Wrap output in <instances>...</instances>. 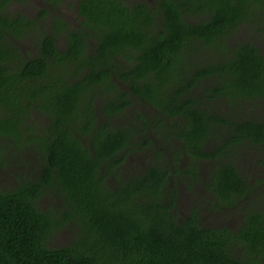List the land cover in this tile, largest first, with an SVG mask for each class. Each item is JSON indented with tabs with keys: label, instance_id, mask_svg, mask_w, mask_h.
Masks as SVG:
<instances>
[{
	"label": "trees",
	"instance_id": "16d2710c",
	"mask_svg": "<svg viewBox=\"0 0 264 264\" xmlns=\"http://www.w3.org/2000/svg\"><path fill=\"white\" fill-rule=\"evenodd\" d=\"M15 1L0 0V136L32 144L41 165L0 188V264H264V206L235 159L264 151V113L241 117L264 103V43L232 42L243 26L264 40V0H78V26L44 8L12 13ZM30 34L38 53L26 58L18 42ZM137 104L153 114L119 122ZM149 146L156 160L125 176ZM182 180L205 193L184 217ZM48 194L61 205L40 208ZM225 209L235 227L203 221ZM71 223V243L52 247Z\"/></svg>",
	"mask_w": 264,
	"mask_h": 264
},
{
	"label": "rangeland",
	"instance_id": "374dc122",
	"mask_svg": "<svg viewBox=\"0 0 264 264\" xmlns=\"http://www.w3.org/2000/svg\"><path fill=\"white\" fill-rule=\"evenodd\" d=\"M130 4H134L139 0H125ZM153 2L154 0H148ZM73 2V3H71ZM78 0H67V3L60 5L59 7H52L51 4L46 3L43 0H16L11 4L10 12H21L30 18H36L39 10L42 8L49 10V14L46 16V20H51L54 15H62L64 18L71 21L72 25L78 26L77 15L75 13L74 6ZM249 26H243L233 37L232 42L236 40H252L258 43H264V40L257 32H252ZM37 37L30 34L25 39L20 40L18 45L22 51L24 57L36 55L38 53ZM58 47L63 49L65 47V39L61 35L57 39ZM123 89L124 85H120ZM218 111H226V103L221 107L216 108ZM141 111L145 114H153L151 108L146 104H137L130 106L126 111L121 113L119 122L126 124L137 125L136 115ZM244 114L242 118L248 116H256L264 113V103L255 102L253 106L246 105L242 108ZM48 122L47 118L41 112H32V115L28 119V124H31L32 128L41 129ZM148 135L152 134V131L147 132ZM155 142L160 143L161 140L156 138ZM155 146H149L143 152L132 153L129 155L127 162L123 168V174L128 176L133 173H141L152 160H156ZM239 169L248 177L249 181L257 186L253 199L257 202L258 206H264V196H259L264 192V183H260L261 178H264V151L257 150L254 147L241 148L240 153L235 157ZM41 165L39 151L29 143L24 142L20 145L14 139L8 136H0V188L11 189L15 187L18 180L23 176H29L36 178ZM207 166H202V176L206 177ZM184 181V180H182ZM185 183L180 184V199H179V213L181 217L186 216L189 213L190 208L200 199L205 196V193L200 185L190 184L188 180ZM188 185L192 187L189 188ZM208 197V196H206ZM60 196L58 194H48L42 196L38 202L40 208H48L54 206L55 208L61 205ZM208 200V198H207ZM205 201L202 209H209ZM206 207V208H205ZM240 215L233 209L215 211L203 214V221L208 225H230L235 227L240 221ZM78 226L74 223L65 226L52 234L48 242L52 247L64 246L71 243L72 239L78 231Z\"/></svg>",
	"mask_w": 264,
	"mask_h": 264
}]
</instances>
